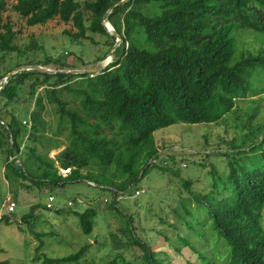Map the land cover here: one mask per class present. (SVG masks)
<instances>
[{
	"label": "trees",
	"instance_id": "16d2710c",
	"mask_svg": "<svg viewBox=\"0 0 264 264\" xmlns=\"http://www.w3.org/2000/svg\"><path fill=\"white\" fill-rule=\"evenodd\" d=\"M121 1L0 0V154L9 186L30 193L32 188L39 192L83 182L108 192L112 201L103 199L106 208L119 215L116 201L141 191L138 184L147 168L154 165L164 172L175 164L156 146L157 131L218 122L237 100L252 96L251 76L257 68L264 72V52L237 54L233 33L241 29L264 35V0H129L107 16L106 25L122 39L113 50L116 39L101 20ZM154 6L158 15H150ZM55 19L71 25L73 30L62 34L71 42L112 49L111 62L95 74L74 75L66 72L86 69L83 53L70 61L49 56L30 60L29 53L37 49L34 40L24 49L16 40L23 29ZM94 36L102 42L97 44ZM9 56L24 61L2 69ZM107 56L94 59L92 67ZM23 66H52L50 71L64 73L21 71L3 84L9 72ZM22 103L30 105L25 118L15 112ZM255 117L243 125L251 129ZM252 134H245L243 147L232 141L231 149L219 154L225 159V176L212 169L211 187L203 194H189L192 206L205 214L201 224H207L223 246L221 256L213 255L218 264H264V136L245 150ZM183 186L188 190L190 183ZM54 207L45 204L44 209L57 216L72 214L82 234L92 233L97 216L93 206L76 212L71 199L67 211ZM37 210L31 205L21 217L20 232L22 225L30 227L37 220ZM131 219L119 232L129 234L142 251L140 259H127L113 236L112 248L120 252L106 264H168L134 238ZM1 223L9 225L11 218L0 216ZM42 246L39 240L36 252ZM88 247L62 258L44 257L42 264H76Z\"/></svg>",
	"mask_w": 264,
	"mask_h": 264
},
{
	"label": "rangeland",
	"instance_id": "374dc122",
	"mask_svg": "<svg viewBox=\"0 0 264 264\" xmlns=\"http://www.w3.org/2000/svg\"><path fill=\"white\" fill-rule=\"evenodd\" d=\"M159 13L157 6L151 8L150 15ZM68 30H73L70 24L55 19L40 27L23 29L15 45L24 49L33 39L37 49L28 55L32 61H42L46 56L62 57L70 61L83 53L86 69L78 71L95 68L97 64L104 68L111 62L113 48L109 50L100 44L102 37L94 36V41L100 44L98 46L90 42L73 43L62 35ZM233 37L237 54L243 51L247 56L264 52L263 34L240 29L233 33ZM105 54L108 56L92 67L94 59L103 58ZM9 58L2 69L12 68L16 61H24L14 56ZM52 68L49 67L50 70ZM250 82L252 96L247 100H237L233 111L218 122L176 124L154 134L160 153L169 164L172 163L171 159H174L175 164L169 167L170 171L164 172L154 165L147 168L138 184L144 193L139 196H121L116 201L119 215L106 208L103 199L112 201L108 192L89 187L83 182L67 184L60 189H42L39 192L32 188L30 193L18 186H9L4 180V157L0 154V216L11 218L9 225L0 224V261H7L8 264H42L44 257L62 258L88 245L84 258L76 264H106L115 253L120 252L112 248L115 236L116 241L122 245L121 252L125 257L137 262L142 251L132 243L128 233L123 235L119 232L126 227L128 218L132 217L130 224L134 238L146 244L158 258L166 260L168 264H204L210 258L217 263L213 255L221 256L223 246L218 243L216 233L207 224H201V221H205V214L195 205L192 206L189 194H203L211 187L214 183L210 173L212 169L225 176V159L219 154L229 151L232 141L243 147L241 143L245 134L252 132L244 146L246 150L252 142H260L263 138L264 130L260 128L264 125V72L257 68ZM18 108L20 110L15 109V112L25 118V109L30 108V105L22 103ZM253 115L256 116L253 127L248 129L243 124H248ZM53 118V114H50L48 120ZM222 176L217 179L220 185ZM184 182L190 183L188 190L184 188ZM49 195L54 198V208L64 211L68 210L67 204L71 199L75 202L76 212L86 209L88 204L93 206L97 216L92 233L82 234L78 220L72 214L57 216L54 212L46 211L44 206ZM12 203L15 210L9 214L8 207ZM31 205L38 206L37 220L30 227L22 225L24 231L20 232L17 223H21V217L28 213ZM39 240L43 246L36 252Z\"/></svg>",
	"mask_w": 264,
	"mask_h": 264
},
{
	"label": "water",
	"instance_id": "95a60500",
	"mask_svg": "<svg viewBox=\"0 0 264 264\" xmlns=\"http://www.w3.org/2000/svg\"><path fill=\"white\" fill-rule=\"evenodd\" d=\"M128 1H129V0H122L121 2H119L118 4H116L115 6H113L110 10H108L107 14H106V15L104 16V18L101 20V24H102L103 28H104L109 34H111V33L109 32V29H108V27H107V25H106V20H107V16H108V14H109L110 11H111L112 9H114L115 7H118V6H120V5H124V4H126ZM111 35L116 39V44H115V46L113 47V50H114L116 47H118V46L120 45V43L122 42V39H121V37H120L118 34H116V33L111 34ZM113 50H112V51H113ZM109 55H110V54H109ZM30 70H35V71H39V72L46 73V74L64 73V72H53V71L46 70V69H43V68H41V67H37V66H23V67H19V68L15 69V70L9 72V73L3 78V80H2V81H3V84H5V80H6L7 78H9L10 76H12V75H14V74H16V73H18V72H21V71H30ZM100 70H101V66H100V64H97V66H96L95 68H92V69H88V70H84V71H78V70H75V71H68V72H66V73H68V74H74V75H76V74H95V73L99 72Z\"/></svg>",
	"mask_w": 264,
	"mask_h": 264
},
{
	"label": "built area",
	"instance_id": "2783aa9c",
	"mask_svg": "<svg viewBox=\"0 0 264 264\" xmlns=\"http://www.w3.org/2000/svg\"><path fill=\"white\" fill-rule=\"evenodd\" d=\"M108 29H109V32H113V29L108 26ZM69 170H66V171H63L62 174L65 175ZM92 186H94L93 184H91ZM141 193H143V191H138L135 193V195H140ZM53 203H54V198L53 197H48L47 200H46V208L48 209H52L54 206H53ZM14 210H15V205L12 203L10 204V206L8 207V213L11 214V213H14Z\"/></svg>",
	"mask_w": 264,
	"mask_h": 264
},
{
	"label": "clouds",
	"instance_id": "9594fccd",
	"mask_svg": "<svg viewBox=\"0 0 264 264\" xmlns=\"http://www.w3.org/2000/svg\"><path fill=\"white\" fill-rule=\"evenodd\" d=\"M107 27H108V25H107ZM143 193H144V191H143Z\"/></svg>",
	"mask_w": 264,
	"mask_h": 264
}]
</instances>
